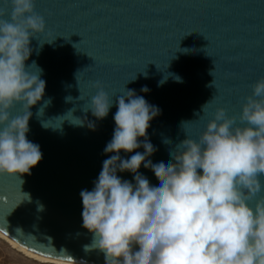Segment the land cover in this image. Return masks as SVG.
<instances>
[{"label": "water", "instance_id": "obj_1", "mask_svg": "<svg viewBox=\"0 0 264 264\" xmlns=\"http://www.w3.org/2000/svg\"><path fill=\"white\" fill-rule=\"evenodd\" d=\"M35 12L46 27L30 41L26 66L35 62L46 87L30 109L27 138L42 159L30 175L0 176V231L40 255L104 264L103 253L85 251L92 236L82 228L80 192L93 188L108 158L116 100L133 90L161 110L147 131L153 163L167 159L185 134L198 139L217 108L238 120L251 86L264 77V0H36ZM9 14L0 0V20ZM97 83L113 101L98 122L83 111ZM21 114L19 106L11 113ZM72 115L96 130L72 125ZM139 172L157 179L143 165Z\"/></svg>", "mask_w": 264, "mask_h": 264}, {"label": "clouds", "instance_id": "obj_2", "mask_svg": "<svg viewBox=\"0 0 264 264\" xmlns=\"http://www.w3.org/2000/svg\"><path fill=\"white\" fill-rule=\"evenodd\" d=\"M5 2L10 14L0 20V176L20 177L42 159L27 134L30 109L46 83L35 62H26L30 41L46 25L35 12L36 0ZM94 87L83 111L98 122L113 101L99 83ZM17 106L22 114L12 116ZM115 106L113 135L103 150L108 158L93 188L80 192L82 228L92 236L85 251L103 253L104 264H264V77L251 86L238 120L217 108L198 139L185 134L156 163L147 131L161 110L133 90H125ZM68 121L96 130L86 117ZM141 165L157 177L154 182L139 172ZM125 172L132 181L118 175Z\"/></svg>", "mask_w": 264, "mask_h": 264}, {"label": "rangeland", "instance_id": "obj_3", "mask_svg": "<svg viewBox=\"0 0 264 264\" xmlns=\"http://www.w3.org/2000/svg\"><path fill=\"white\" fill-rule=\"evenodd\" d=\"M0 264H47L33 260L13 249L0 238Z\"/></svg>", "mask_w": 264, "mask_h": 264}, {"label": "bare ground", "instance_id": "obj_4", "mask_svg": "<svg viewBox=\"0 0 264 264\" xmlns=\"http://www.w3.org/2000/svg\"><path fill=\"white\" fill-rule=\"evenodd\" d=\"M0 238L7 242L13 249L16 251L24 254L25 256L39 261L41 263H47V264H82V263H76V262H70L65 260H59V259H53L44 255H40L38 253H35L33 251H30L23 246L16 243L14 240H12L10 237H8L6 234H4L2 231H0Z\"/></svg>", "mask_w": 264, "mask_h": 264}, {"label": "snow or ice", "instance_id": "obj_5", "mask_svg": "<svg viewBox=\"0 0 264 264\" xmlns=\"http://www.w3.org/2000/svg\"><path fill=\"white\" fill-rule=\"evenodd\" d=\"M25 247H27V244L24 245ZM32 251H36V249H31ZM41 255H48L49 257H51L50 253H41Z\"/></svg>", "mask_w": 264, "mask_h": 264}]
</instances>
